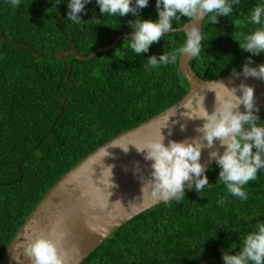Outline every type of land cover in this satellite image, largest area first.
<instances>
[{
    "label": "trees",
    "instance_id": "trees-1",
    "mask_svg": "<svg viewBox=\"0 0 264 264\" xmlns=\"http://www.w3.org/2000/svg\"><path fill=\"white\" fill-rule=\"evenodd\" d=\"M202 0H0V260L50 188L99 146L179 102L188 37L124 38L182 27ZM67 63L70 64L66 80ZM202 80L264 65V0H215L190 58ZM51 128V129H50ZM264 111L239 152L131 219L82 264H264Z\"/></svg>",
    "mask_w": 264,
    "mask_h": 264
},
{
    "label": "water",
    "instance_id": "water-1",
    "mask_svg": "<svg viewBox=\"0 0 264 264\" xmlns=\"http://www.w3.org/2000/svg\"><path fill=\"white\" fill-rule=\"evenodd\" d=\"M214 1L202 0L178 29L120 35L85 57L74 48L54 55L88 61L124 38L181 32L188 42L178 68L189 90L67 171L24 220L0 264H82L121 226L189 189L212 165H225L239 152L235 138L241 122L264 111V65L208 81L192 71L189 61ZM70 68L67 63L70 87L57 117L73 88ZM258 137H264V129Z\"/></svg>",
    "mask_w": 264,
    "mask_h": 264
},
{
    "label": "rangeland",
    "instance_id": "rangeland-1",
    "mask_svg": "<svg viewBox=\"0 0 264 264\" xmlns=\"http://www.w3.org/2000/svg\"><path fill=\"white\" fill-rule=\"evenodd\" d=\"M196 183H197V181L195 183H193V184H196Z\"/></svg>",
    "mask_w": 264,
    "mask_h": 264
}]
</instances>
